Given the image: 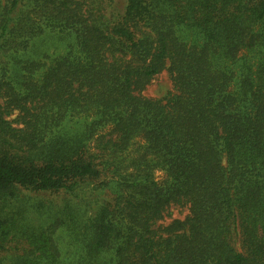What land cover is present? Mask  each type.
I'll use <instances>...</instances> for the list:
<instances>
[{"label":"trees","instance_id":"16d2710c","mask_svg":"<svg viewBox=\"0 0 264 264\" xmlns=\"http://www.w3.org/2000/svg\"><path fill=\"white\" fill-rule=\"evenodd\" d=\"M61 228L75 264H264V0H0V264H57Z\"/></svg>","mask_w":264,"mask_h":264},{"label":"rangeland","instance_id":"374dc122","mask_svg":"<svg viewBox=\"0 0 264 264\" xmlns=\"http://www.w3.org/2000/svg\"><path fill=\"white\" fill-rule=\"evenodd\" d=\"M184 38L186 42L189 43V45L195 44L198 42V40H201V37L196 32L195 34L190 32ZM73 44L74 40L72 37L63 38L55 33H45L30 44L29 51L23 58L40 62L45 67L61 57L65 52H67L68 46ZM171 80L172 79H170L169 74L166 71H163L157 75L153 81L150 82V84L142 92V96L152 100H162L165 96H167L168 93L173 91V83ZM154 174L156 180L162 181L165 177L164 173L159 169V167H155ZM65 204L66 203L49 210L48 212L50 216L33 218L32 220L26 219L24 223L41 224L44 228H48L54 224V216L59 215V212L62 210ZM187 215V207L170 206L166 216L163 218L160 224L166 226L173 220H184ZM69 234L70 233L66 232V229L61 228L58 229L52 236V239L61 251V256L57 264H75L76 257L82 252L81 244H70L73 241V237L69 236ZM9 255L10 254H7L5 256L3 264H11Z\"/></svg>","mask_w":264,"mask_h":264}]
</instances>
